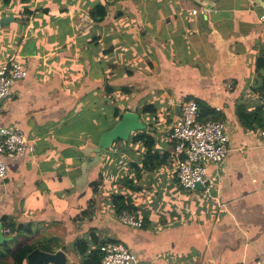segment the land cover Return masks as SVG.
Here are the masks:
<instances>
[{"label": "crops", "instance_id": "1", "mask_svg": "<svg viewBox=\"0 0 264 264\" xmlns=\"http://www.w3.org/2000/svg\"><path fill=\"white\" fill-rule=\"evenodd\" d=\"M99 5L97 22L89 11ZM262 17L264 0H0V58L15 54L28 68L0 100V127L35 148L4 156L0 223L31 226L16 248L27 242L80 264L74 243L93 239L124 245L136 264H264ZM186 101L227 126L230 151L207 167V190L179 187L166 139ZM126 113L142 128L96 154ZM143 131L153 139L146 167L133 141ZM118 197L142 227L118 221Z\"/></svg>", "mask_w": 264, "mask_h": 264}, {"label": "built area", "instance_id": "2", "mask_svg": "<svg viewBox=\"0 0 264 264\" xmlns=\"http://www.w3.org/2000/svg\"><path fill=\"white\" fill-rule=\"evenodd\" d=\"M261 19L264 20V17ZM27 75V66L21 64L15 54L5 59L0 58V100L9 97L14 82L25 79ZM180 110V117L172 123L169 136L166 138L172 142L171 154L176 161L178 185L182 189L191 190L199 184L207 190L206 187L214 183L207 175V167L221 164L230 151L227 126L222 121L200 120L199 109L194 101L183 102ZM262 115L264 122V107ZM258 138L260 146L264 148V123L258 131ZM34 150L33 142L21 131L0 127V182L8 175L4 161L6 154L27 155L33 154ZM118 221L133 228H140L143 224L140 217L128 211H123L118 216ZM99 252L102 256L100 264L137 262L135 256L120 243H103L99 246Z\"/></svg>", "mask_w": 264, "mask_h": 264}, {"label": "trees", "instance_id": "3", "mask_svg": "<svg viewBox=\"0 0 264 264\" xmlns=\"http://www.w3.org/2000/svg\"><path fill=\"white\" fill-rule=\"evenodd\" d=\"M41 12L44 13L43 11ZM39 13L40 11L37 12L36 14H39ZM96 14L98 15L96 16ZM105 14H106L105 8L100 5L95 8L94 12H92L93 19L97 22L102 21L105 17ZM197 107L200 113V120L202 121H220L222 119L221 115L217 114L214 109L210 108L203 102H197ZM155 110L156 109H154V107L150 105H145L142 107V112L146 115L152 116V120L157 119L156 117L157 111ZM263 123L264 122L262 119L260 128L263 126ZM133 141L137 143H141L144 146L145 163L143 167H146L147 165L146 162H148V159L151 158V156L153 155V154L150 155V151L153 146V139L149 137L147 134H145L143 131V132L136 134L133 137ZM122 182L127 187L130 186V182L127 180V178H123ZM89 188H91L93 192H96L97 183H94V182L90 183ZM115 201H114L116 204L115 213L117 214V216L120 215L123 211L132 212L133 208L130 204V201L125 202L123 198L121 197L116 198ZM88 205L91 206V204H88ZM81 216H86V213L82 211L80 215L77 216L76 218L78 219ZM30 227L31 226H25V228H23L21 225H15V224L10 225V224L4 223L3 231H8L9 236L11 235L15 237H21V236L27 237L31 233ZM101 244L102 243L99 242L98 240L92 239V243H89L88 241L79 239L74 243L72 250L74 253H76L79 256L80 264H100L102 256L99 252V246ZM1 246L5 249L6 244H1ZM34 249L35 248L31 244L24 242L21 245H19L17 248H15V250L13 251L8 250V249H5L4 251H0V264H24L27 255L30 252H32V250Z\"/></svg>", "mask_w": 264, "mask_h": 264}, {"label": "water", "instance_id": "4", "mask_svg": "<svg viewBox=\"0 0 264 264\" xmlns=\"http://www.w3.org/2000/svg\"><path fill=\"white\" fill-rule=\"evenodd\" d=\"M206 7V6H205ZM209 10V8H205ZM9 18H1V23L6 22ZM30 54L34 53V41H31L27 50ZM142 124L139 117L132 113L124 114L121 119L111 128L109 131L105 132L100 136L97 147L94 149L96 154L102 156L103 151L108 149L113 142L119 139H126L129 137L131 132L140 130ZM97 158L94 159L96 161ZM89 166H84V169H88ZM202 188L201 185L196 184L195 189ZM11 240L3 232V226L0 223V245L7 243ZM66 264V257L62 251H57L55 253L44 252L38 248L32 250L25 260L24 264Z\"/></svg>", "mask_w": 264, "mask_h": 264}, {"label": "rangeland", "instance_id": "5", "mask_svg": "<svg viewBox=\"0 0 264 264\" xmlns=\"http://www.w3.org/2000/svg\"><path fill=\"white\" fill-rule=\"evenodd\" d=\"M95 8L96 7H93L89 12H94ZM45 234L47 235V237L49 236L47 233H45ZM21 238L23 239V236H21V237H15V236L11 237V240L6 243L5 249L11 250V251L15 250L17 244H20V242L22 241V240H19ZM45 247L46 246H44V248ZM5 249L2 246H0V251H4Z\"/></svg>", "mask_w": 264, "mask_h": 264}]
</instances>
